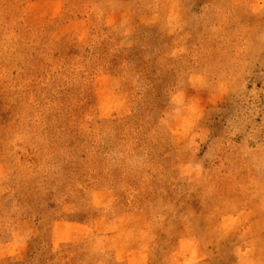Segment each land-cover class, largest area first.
I'll return each mask as SVG.
<instances>
[{
  "label": "rangeland",
  "instance_id": "374dc122",
  "mask_svg": "<svg viewBox=\"0 0 264 264\" xmlns=\"http://www.w3.org/2000/svg\"><path fill=\"white\" fill-rule=\"evenodd\" d=\"M0 264H264V0H0Z\"/></svg>",
  "mask_w": 264,
  "mask_h": 264
}]
</instances>
